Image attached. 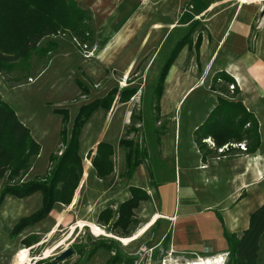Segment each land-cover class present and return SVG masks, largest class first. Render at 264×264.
I'll use <instances>...</instances> for the list:
<instances>
[{
  "label": "crops",
  "instance_id": "crops-1",
  "mask_svg": "<svg viewBox=\"0 0 264 264\" xmlns=\"http://www.w3.org/2000/svg\"><path fill=\"white\" fill-rule=\"evenodd\" d=\"M149 1L77 0L80 8L91 12L95 28L94 42L88 45L90 58H82L117 66L121 76L141 65L144 68L139 79L143 85L154 67L150 96L173 45L182 33L194 29L165 77L157 122L162 120L169 131L159 141V161L173 160L174 174L183 179L184 188L178 189L175 184L178 203L175 197L173 207L166 212L162 203L165 195L152 187L145 190L151 201L154 194L159 198L158 211L154 208L152 214L155 219L146 231H157L158 243L165 242L173 253L216 256L227 249L224 231L238 234L246 230L250 214L264 203V18L259 17L262 2L175 0L176 13L169 15L164 5L152 10ZM182 1H187L188 7H183ZM156 13L157 22L150 25ZM232 83L236 87L230 91L227 86ZM137 89L135 95L139 93ZM140 109L149 114L143 106ZM245 115L253 121L256 131V136L247 140L245 135L251 126L242 125ZM127 116L128 112L123 125L129 120ZM141 124L145 125L142 121ZM158 132L159 138L163 131ZM207 139L215 148L204 142ZM98 143L89 151L90 167ZM241 143L248 148L246 152L233 148L223 154L216 152L224 145ZM145 148L150 153L149 145ZM146 174L150 178L146 171L143 181ZM141 184L149 186L147 180Z\"/></svg>",
  "mask_w": 264,
  "mask_h": 264
},
{
  "label": "rangeland",
  "instance_id": "rangeland-1",
  "mask_svg": "<svg viewBox=\"0 0 264 264\" xmlns=\"http://www.w3.org/2000/svg\"><path fill=\"white\" fill-rule=\"evenodd\" d=\"M149 3L154 11H157L158 5L159 7L164 5L165 11L169 15L176 13L177 1L175 0H150ZM182 6L188 7V2L182 1ZM154 22H157V13L153 18L151 17L150 25ZM91 26L95 30L93 22ZM73 38L78 39L66 30L59 35L48 36L41 41L40 49L43 51L32 54L28 70L20 82H15L11 76L0 75V99L15 111L18 119L30 129L33 139L40 147H43L26 174L12 180H8L6 177L1 182L0 189L5 183L20 185L30 180L44 181L46 177L50 176L53 168L50 157L60 156L64 149L59 137L63 127L62 116L54 114V110L68 109L72 119L82 103H88L105 96L114 86L124 87L131 84V86L139 87V93L124 105L116 101L109 111H97L98 113L96 112L83 128L80 139V155L85 175L82 174L81 182L70 205L56 204L47 218L25 229L18 237L11 238L10 232L13 226L21 218L40 208L41 195L35 193L24 199L10 196L5 198L0 208V264L53 262V259L67 248L73 250V255L57 264H107L114 253H119L125 259L130 260L129 264H186L197 261V257L193 255L169 254L170 250L166 247L165 242L158 243L160 236L157 231L155 233L153 228L145 231L148 224L155 219L152 216L155 209L158 211L159 198L156 194L152 196V201L150 199L148 202L141 203L135 210V216L139 223L132 234L126 238L141 234L128 244H123L119 240L121 237L115 235L108 226L97 223L98 213L106 207L115 210L121 202L129 197L128 188L133 185L144 190L152 187L155 192L163 193L165 198L162 199V203L164 212H166L173 207L175 197L178 203L179 195L176 194L175 184L178 189L184 188V181L175 176L173 160L164 163L159 161L158 144L160 140H163V136L169 133V131L166 132L167 125L163 124L162 120L161 123L154 124L152 119L148 118V125L145 129L137 118L141 99L145 101L154 84V67H151L143 85L139 79L143 66L139 65L129 71L128 75L121 76V71L117 66H106L93 59L84 60L81 50L72 43ZM49 46L50 49H45ZM163 56L164 50L161 52V57ZM136 71H139L138 74ZM78 82L88 89V94H85L84 98L81 97L83 95L78 87ZM126 112H128L129 120L127 124L123 125ZM131 127L135 131H130L127 134L126 131ZM69 128L70 124L66 126L67 130ZM148 128L150 130H147ZM157 130L163 131L158 139L157 135L153 136ZM152 131L154 132L150 135ZM125 137L138 142L142 141L143 146L149 145L150 148V153L147 150L146 159L130 179L123 176L125 150L118 144ZM101 141L110 143L114 148L113 175L107 180L97 179L94 171L88 165L89 151H92L96 142ZM145 169L154 177L155 184L153 186L147 174L144 178L149 186L143 187L141 184L146 182L142 178L146 173ZM135 181H138V184ZM193 194L194 196L199 195ZM164 224L165 222L161 220V226ZM159 231L162 235L163 230ZM33 235H36L39 242L30 247L24 246L22 239ZM260 238L258 264H264V233ZM105 240L113 241L115 250L108 252L98 249L91 258L87 259L88 252L94 247L93 244ZM76 245H82L83 252L79 253L75 248ZM223 253H226V256ZM23 254H25V258L20 261V256ZM219 254H222V259L224 256L223 264H225L228 257L227 252ZM214 256L198 254V257L202 259Z\"/></svg>",
  "mask_w": 264,
  "mask_h": 264
},
{
  "label": "trees",
  "instance_id": "trees-1",
  "mask_svg": "<svg viewBox=\"0 0 264 264\" xmlns=\"http://www.w3.org/2000/svg\"><path fill=\"white\" fill-rule=\"evenodd\" d=\"M91 25V12L80 8L77 0H0V75L11 76L15 82H20L25 77L24 73L28 70L32 54L43 51L40 49L41 41L48 36L63 33L66 30L77 37L81 43L91 45L94 42ZM193 30L191 28L180 35L166 58L153 93L146 98L148 100L141 99V106L149 114L142 113L143 110L140 109L137 118L145 124V127L148 125V118L152 119L154 124L159 122V97L165 77L177 54L189 42ZM199 39L200 37L196 41V48ZM48 48L50 49V46L45 47L47 50ZM226 81L228 82V80ZM78 87L81 89L82 95L88 94V89L82 83L78 82ZM137 91V87L131 85L115 86L105 96L88 103H82L72 119L68 109L54 110V114L62 116L63 127L59 137L64 149L60 156L50 157L53 163L50 176L46 177L44 181L30 180L20 185L5 183L0 189V208L7 196L24 199L35 193L41 195L40 208L21 218L13 226L10 232L11 238L18 237L25 229L47 218L56 204L64 206L71 204L83 174L79 141L83 127L95 112L109 111L115 100L119 103H126ZM208 122L207 119L205 126L208 125ZM68 124H70L69 130L66 129ZM246 124L251 127L246 132L245 139L254 138L256 136L254 123L248 115H245L242 120V125ZM130 131L135 130L131 127L126 133L129 134ZM154 134L153 136L157 135L158 138V130ZM118 144L125 150L123 176L130 179L146 159L147 150L142 141H134L127 137L121 139ZM40 150L41 147L33 139L30 129L18 119L15 111L0 99V184L6 177L8 180H12L26 174ZM113 155L114 148L110 143L99 142L96 145L90 163L97 179L107 180L112 177ZM149 175L153 186L155 184L154 177L151 173ZM128 193L129 197L121 202L115 210L106 207L98 213L96 218L98 224L108 226L115 235L121 238L129 237L136 229L139 222L136 219L135 210L141 203L150 201L149 194L142 188L129 187ZM263 233L264 203L250 214L246 230L238 234L224 231L223 237L227 245L225 252L228 256L225 264H258L259 241ZM37 242L39 240L36 235L22 239V244L26 247ZM81 246H75L79 253L83 252ZM93 246L87 254V259L91 258L98 249L108 252L115 250L111 240L100 241ZM108 261L107 264L130 263V260L125 259L119 253H114ZM38 264L57 263L44 261Z\"/></svg>",
  "mask_w": 264,
  "mask_h": 264
},
{
  "label": "built area",
  "instance_id": "built-area-1",
  "mask_svg": "<svg viewBox=\"0 0 264 264\" xmlns=\"http://www.w3.org/2000/svg\"><path fill=\"white\" fill-rule=\"evenodd\" d=\"M261 1H262V0H261ZM59 34H61V33H57L56 35H59ZM72 43L75 44V45L81 50V53H82L83 58H85V59L90 58V55H91L90 53H91V51H90V49H89L87 43H81L79 40H77V39H75V38L72 39ZM235 87H236V84H233V83H232V84H229V85L227 86L228 90H230V91H233V90L235 89ZM81 97L84 98L85 96L83 95V96H81ZM204 142H205V143H208L210 146H212V148H215V147H214V144H213L212 142H210V140L207 139V140H204ZM230 148L237 149V150H239V151H241V152H246V150H247L245 144H244V143H241V144H228V145H224V146H222V147L216 149V152H217L218 154H223V153H225L226 151H228ZM172 253H173V251L170 250V251H169V254H172ZM225 254H226V253H223L224 256H226ZM218 255H222V254H218ZM195 256L197 257V260H198V261H199V260H201V261H202V260H207V258L202 259L201 257H198L197 255H195ZM224 256H223L222 264H223V262H224ZM225 259H226V257H225ZM194 262H195V261L187 262L186 264H194Z\"/></svg>",
  "mask_w": 264,
  "mask_h": 264
},
{
  "label": "bare ground",
  "instance_id": "bare-ground-1",
  "mask_svg": "<svg viewBox=\"0 0 264 264\" xmlns=\"http://www.w3.org/2000/svg\"><path fill=\"white\" fill-rule=\"evenodd\" d=\"M259 2H261V0H258ZM93 229H94V227H93ZM146 231V230H145ZM144 231V232H145ZM140 234L141 233H139V234H137L136 236H133V237H131V238H120L119 240L123 243V244H128V243H130L131 241H133V240H135V239H137L138 238V236H140ZM222 255H216V256H214V257H212V258H210V257H207V260H197V261H195L194 262V264H222V261H223V259H222V257H221ZM21 258L19 259L20 261H23L24 260V258H25V254H23L22 256H20Z\"/></svg>",
  "mask_w": 264,
  "mask_h": 264
},
{
  "label": "water",
  "instance_id": "water-1",
  "mask_svg": "<svg viewBox=\"0 0 264 264\" xmlns=\"http://www.w3.org/2000/svg\"><path fill=\"white\" fill-rule=\"evenodd\" d=\"M260 19L264 18V0H262V10L260 12L259 15ZM73 255V250L70 248H67L65 251H63L59 256H56L53 259L54 263H59V262H63L66 259H68L69 257H71Z\"/></svg>",
  "mask_w": 264,
  "mask_h": 264
}]
</instances>
